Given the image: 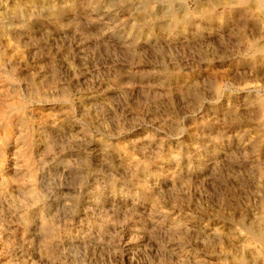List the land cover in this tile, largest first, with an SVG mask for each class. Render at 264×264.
Wrapping results in <instances>:
<instances>
[{"label": "rangeland", "instance_id": "374dc122", "mask_svg": "<svg viewBox=\"0 0 264 264\" xmlns=\"http://www.w3.org/2000/svg\"><path fill=\"white\" fill-rule=\"evenodd\" d=\"M214 1L0 0V264L242 251L264 201V7Z\"/></svg>", "mask_w": 264, "mask_h": 264}, {"label": "bare ground", "instance_id": "6f19581e", "mask_svg": "<svg viewBox=\"0 0 264 264\" xmlns=\"http://www.w3.org/2000/svg\"><path fill=\"white\" fill-rule=\"evenodd\" d=\"M218 1H214L213 3H210L208 5V8L210 9L212 5H214ZM256 1L259 2V6L264 7V0H256ZM248 2L249 0L239 1V3L242 5H246L248 4ZM173 17L176 18V15L173 14ZM248 50L250 51V53H253L254 56L255 55L264 56V46L260 47L259 44L255 42L248 43ZM262 174L263 173L261 171V175ZM45 227H46L45 231L47 232L48 236L53 235L54 233L53 229L46 222H45ZM244 233L245 234L242 235V237L240 238L242 242V251L234 252L232 251V247H230L232 244L230 246H225V243L221 244L222 249H225L226 251V255L229 254V256H227L226 259L223 260L222 258L223 260L222 264H264V201L262 202L260 212L254 218V222L248 226H245Z\"/></svg>", "mask_w": 264, "mask_h": 264}]
</instances>
